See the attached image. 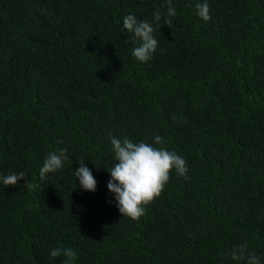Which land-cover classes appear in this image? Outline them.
Segmentation results:
<instances>
[{
	"label": "trees",
	"instance_id": "trees-1",
	"mask_svg": "<svg viewBox=\"0 0 264 264\" xmlns=\"http://www.w3.org/2000/svg\"><path fill=\"white\" fill-rule=\"evenodd\" d=\"M151 60L123 18L152 21L168 0H0V264H264V0H171ZM111 136L153 143L187 162L139 220L107 189ZM61 141V143H57ZM63 168L43 179L49 152ZM79 162L94 192L79 186Z\"/></svg>",
	"mask_w": 264,
	"mask_h": 264
},
{
	"label": "clouds",
	"instance_id": "clouds-1",
	"mask_svg": "<svg viewBox=\"0 0 264 264\" xmlns=\"http://www.w3.org/2000/svg\"><path fill=\"white\" fill-rule=\"evenodd\" d=\"M197 14L204 20L211 19L209 5L207 0L195 5ZM177 12L172 6L171 0H168L166 12L162 13L159 9L153 12V19L150 21L145 18L137 19L133 14L126 15L123 18V28L132 33L134 44L138 45L132 50V56L140 61L147 62L151 60L152 54L156 51L158 40L154 32L159 27L163 18L164 25H171L172 18ZM112 151L116 161H118L108 172L111 179L107 183V189L114 194V200L117 204L121 216H127L132 220H139L145 215V208L154 199L159 197L164 191L166 183L170 179V173L175 170L176 174L185 179H189L186 160L176 151H170L166 147H155V145H164L163 137L157 135L153 138V143L140 141L133 143L128 139L121 141L115 136H111ZM61 143V141H57ZM67 150L59 148L56 151L49 152L43 161L40 169V177L43 179L48 173H55L63 168L64 161L68 159ZM79 168L74 172L76 179L79 180V186L90 192L96 190V180L85 165L79 162ZM25 181L27 184L26 173H10L0 175V181L6 186H17L18 181ZM63 255L67 259L64 264H72L76 258V252L73 249L54 248L50 250V256L55 258ZM231 259L234 261H246V264H261V258L254 252L248 250L247 243H243L233 248L230 252Z\"/></svg>",
	"mask_w": 264,
	"mask_h": 264
}]
</instances>
